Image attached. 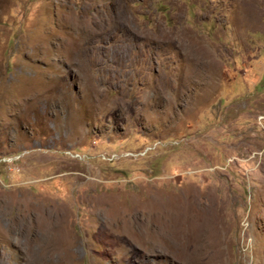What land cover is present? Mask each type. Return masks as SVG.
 Returning <instances> with one entry per match:
<instances>
[{
    "label": "rangeland",
    "instance_id": "1",
    "mask_svg": "<svg viewBox=\"0 0 264 264\" xmlns=\"http://www.w3.org/2000/svg\"><path fill=\"white\" fill-rule=\"evenodd\" d=\"M0 264H264V0H0Z\"/></svg>",
    "mask_w": 264,
    "mask_h": 264
},
{
    "label": "bare ground",
    "instance_id": "2",
    "mask_svg": "<svg viewBox=\"0 0 264 264\" xmlns=\"http://www.w3.org/2000/svg\"><path fill=\"white\" fill-rule=\"evenodd\" d=\"M161 195L163 196L162 193H161ZM164 197H165V196H164ZM164 197H163V198H164ZM193 200H194V199H193ZM196 202H197V201H196ZM206 203H207V201H206ZM202 204H203V203H202ZM211 209H212V208H211ZM117 210H118V209H117ZM195 210H196V209H195ZM212 215H213V214H212ZM214 215H215V214H214ZM208 216H209V215H208ZM212 217H213V216H212ZM213 219H214V218H213ZM208 222H209V220H208ZM208 222H207V223H208ZM209 224H210V223H209ZM207 225H208V224H207Z\"/></svg>",
    "mask_w": 264,
    "mask_h": 264
}]
</instances>
